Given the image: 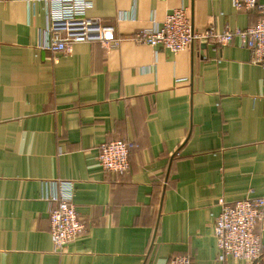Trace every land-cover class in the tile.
<instances>
[{"label": "crops", "instance_id": "obj_1", "mask_svg": "<svg viewBox=\"0 0 264 264\" xmlns=\"http://www.w3.org/2000/svg\"><path fill=\"white\" fill-rule=\"evenodd\" d=\"M90 1L123 41L55 57L44 6L0 0V264H252L219 261L213 227L221 199L264 197V69L237 42L174 54L131 38L180 7L195 30L220 33L259 13L231 0ZM116 140L136 145L123 176L98 161ZM55 180L74 182L86 223L65 253L42 199ZM257 232L264 264V218Z\"/></svg>", "mask_w": 264, "mask_h": 264}, {"label": "built area", "instance_id": "obj_2", "mask_svg": "<svg viewBox=\"0 0 264 264\" xmlns=\"http://www.w3.org/2000/svg\"><path fill=\"white\" fill-rule=\"evenodd\" d=\"M42 4L49 25L43 49L55 57L70 54L79 44H100L107 49L117 48L123 41L117 37L116 28L101 19L91 17L94 4L90 0H30ZM239 11H257L258 22L247 29H226L220 33L210 28L195 30L190 11L180 7L171 11L163 23L151 20V27L136 33L131 40L153 48L162 47L178 54L189 50L195 43H209L224 47L237 42L252 53L251 62L264 69V4L259 0H231ZM123 16L120 21L124 20ZM131 141L116 140L98 147L99 166L107 173L123 176L130 170V154L135 148ZM46 183L42 199L52 204L50 233L58 253H65L69 245L83 235L86 223L80 218L74 204L75 184L55 180ZM49 190V191H48ZM221 213L214 222V236L220 251L219 261L227 257L235 261L257 263L263 255L261 237L257 227L264 218V197H247L234 203L219 201ZM168 264H192L188 255L176 256Z\"/></svg>", "mask_w": 264, "mask_h": 264}]
</instances>
